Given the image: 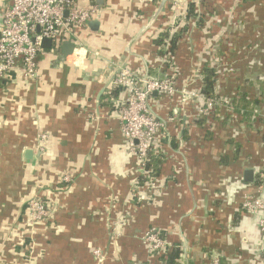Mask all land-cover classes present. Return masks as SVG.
<instances>
[{"label":"crops","instance_id":"0c3cea01","mask_svg":"<svg viewBox=\"0 0 264 264\" xmlns=\"http://www.w3.org/2000/svg\"><path fill=\"white\" fill-rule=\"evenodd\" d=\"M74 1L97 17L96 0ZM101 1L99 29L74 31L90 51L85 61H59L63 40L41 49L36 80L18 62L0 85V264H163L160 253H183L185 241L188 264H264V232L243 208L247 196L264 199V0H169L139 36L161 0ZM10 2L0 0V24ZM123 56L135 75L170 78L178 89L149 99L165 126L148 179L122 131L127 89L112 82ZM209 66L220 105L200 118ZM183 88L201 96L186 99ZM240 95L256 102L248 114L237 111ZM34 196L50 210L38 223L27 214ZM148 230L163 233L164 250L150 249Z\"/></svg>","mask_w":264,"mask_h":264},{"label":"built area","instance_id":"2783aa9c","mask_svg":"<svg viewBox=\"0 0 264 264\" xmlns=\"http://www.w3.org/2000/svg\"><path fill=\"white\" fill-rule=\"evenodd\" d=\"M95 11V8L78 6L74 0H11L1 11L0 77L20 62L24 78L36 80L39 74L38 54L42 49V40L51 38L54 45L61 44L60 42L71 35L74 36L75 29L85 27ZM74 55V62L81 63L82 58L76 53ZM114 85L127 89L126 103L121 113L122 131L129 151L140 160V165L146 168L149 155L165 126V122L152 112L149 99L154 92L171 94L178 92V89L170 78H144L135 75L128 68H124L117 75ZM181 92L185 93L186 90ZM192 94L196 98L201 96ZM216 105H220L218 99L205 98L202 95L201 105L198 107L199 115H211ZM222 106L226 107L230 115L235 116L233 104L225 102ZM38 137L45 139L47 135L40 132ZM62 178L64 182L71 181L70 175H64ZM27 205V214L32 223H38L50 214L45 199L40 196L29 199ZM243 208L258 216L260 229L264 232V199L247 196L244 198ZM142 238L154 252L164 250L166 246L164 238L156 230H148ZM208 264L229 263L217 257Z\"/></svg>","mask_w":264,"mask_h":264},{"label":"water","instance_id":"95a60500","mask_svg":"<svg viewBox=\"0 0 264 264\" xmlns=\"http://www.w3.org/2000/svg\"><path fill=\"white\" fill-rule=\"evenodd\" d=\"M96 1H97L98 5H100V9H99V11L97 12V17L94 18V19L91 18V19H89L88 22H87V24H89V25L92 27V29H94V30H98V29H99L100 21H99L98 18H99V16H100L101 11H102V5H103V2H102L101 0H96ZM168 1H169V0H161V1H160V3H159V5H158V7H157L155 13H154L153 16L150 18L149 22L141 28V30H140L138 36H139L140 34H142V32H144L146 29H148L149 26H151L154 22H157V21H158V17H159L162 13L166 12V10H167V5H168ZM176 1L179 2L180 0H176ZM67 13H68V12H67ZM67 13H66V14H67ZM79 41H80V40L76 39L73 35H71L69 38H67L66 40H64V41L62 42L61 46H60V47H57V48L55 49V51H54L55 55L58 56L59 61H65V60H66V57H69L70 55H74L75 53H76L79 57L82 58L81 62H82V61H85V60L83 59V57H84L85 59H87L90 51L87 50V49H86L87 47L84 46V45H83L81 42H79ZM53 46H54V42H53V40H52L51 38H44V39L42 40V42H41V47L44 48V49H52ZM127 50H129V48H128ZM86 57H87V58H86ZM74 63H76V62H74ZM124 68H128V67H127L126 57L123 56V57L121 58L120 63H119L118 72H117V74L114 76V78L112 79V82H114V80H115V78L117 77V75H119V74L121 73V71H122ZM148 76H149V75L146 74V75L144 76V78H147ZM112 82H111V83H112ZM182 90H183V91L186 90L185 93H182V92H181V94H182L186 99H189V98H192V97H193V98H196L192 93L198 95V93H196V92H192V91H191V94H190V93L188 92L189 90H187L186 88H183ZM102 92H103V91H102ZM102 92H101V94H102ZM157 94H158V92H154L153 95H157ZM100 96H101V95H100ZM100 96H99V98H100ZM33 153H34V152H33V150H31V149L26 150V156H27L28 158H32V156L34 155ZM244 179H245L246 181H253V180H254V170H253V169H247V170L245 171V173H244ZM182 246H183V247H182V248H183V253H182V263H183V264H188L189 258H188V253H187V252H188V244H187V242H186V241L183 242Z\"/></svg>","mask_w":264,"mask_h":264},{"label":"trees","instance_id":"16d2710c","mask_svg":"<svg viewBox=\"0 0 264 264\" xmlns=\"http://www.w3.org/2000/svg\"><path fill=\"white\" fill-rule=\"evenodd\" d=\"M195 6L194 4H191L190 5V10H189V13H192V15H196L195 13ZM186 29V26H183L181 28V30L179 32H177L172 38H171V41H170V52H173V49L174 47L176 46L177 42L179 41V39L181 38V35L182 33L185 31ZM167 34L166 32H162L160 34V36L155 40V44L157 45V47H162V45H164V42H165V39L167 38ZM159 53L162 54V55H165L167 53V51H164V50H161L159 49ZM20 63V62H19ZM169 66V64L167 65ZM23 67V66H22ZM9 72V71H8ZM7 72V73H8ZM5 74L4 76L0 77V85H2L3 83H5V77L10 74ZM205 73H206V76L203 80L204 82V86L202 88V94L205 98H216L218 99L215 94H214V82H215V70L213 67L209 66L207 68H205ZM261 83V89L263 90V93H264V81H259ZM246 96L244 95H240V99H235V104H236V107H237V111L240 112L241 110H243L244 114L245 112L248 114L249 112L252 111V106L256 103V102H249L246 98ZM219 100V99H218ZM217 105L215 106V109H216ZM213 110L211 112V115H217V112L216 110ZM207 117V115H201L200 118H204ZM154 156L150 153L149 155V159L146 163V169L149 173H147L145 175V177L148 179L149 176H152L153 175V172H152V168H153V161H154ZM158 164H156L155 168L158 167ZM145 178V179H146ZM160 235L162 237L163 236V233H160ZM160 260L162 261L163 264H181L180 260H181V256H182V249L181 247H172L170 248L169 252H162L160 253Z\"/></svg>","mask_w":264,"mask_h":264}]
</instances>
